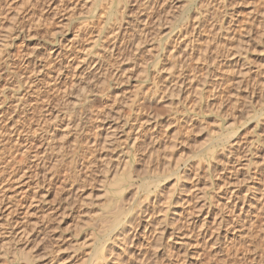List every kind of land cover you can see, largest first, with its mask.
Segmentation results:
<instances>
[{
	"label": "bare ground",
	"instance_id": "1",
	"mask_svg": "<svg viewBox=\"0 0 264 264\" xmlns=\"http://www.w3.org/2000/svg\"><path fill=\"white\" fill-rule=\"evenodd\" d=\"M37 1L38 0H36V2ZM50 1H55V0H50ZM59 1H60V5H63L64 7V3H63L64 0H59ZM129 1L130 0H111L109 3L110 5L116 4L117 9H118V6L120 7L121 5L126 4ZM172 1L173 0H166V1L165 0H134L132 1L133 5L129 2L130 5L135 7L134 11L136 9L140 10L138 11L139 15L137 17L133 15L135 20H133L134 24L132 23L133 24L132 26L135 25L136 28L138 29L137 30L138 32L136 31V28L134 29L135 30L134 31L135 33L133 32L134 35L133 34L129 35L128 33L129 27L131 26V24L130 26H127L129 24V22H127V19H126L127 10L125 11L124 9L121 12H119L121 7L123 9V6H121L120 9L115 14H113L114 17L118 19L119 23L115 27H114L115 24L113 25L114 29L108 31L107 33V36H108V38L106 37L107 41L102 45V48L100 50L95 51L96 49L94 48L95 52L92 51L93 54H91L90 52H87V50L85 51L84 50L85 48L84 49L82 48L83 45L80 46L81 44L78 42V39H80L79 38L80 34H77L71 39L72 41H69L68 45L66 46L64 45L65 47H63L62 50L58 51V53H56L57 51L54 53L48 52L49 55H52V57H49V56L47 57L48 61H43V62L34 61L33 59H30L27 57L23 63L24 71L31 73V74L29 73V76L26 78L25 83L23 82L27 90L26 92L23 90L25 93L23 95L20 94L21 96H18L17 98H15V100H13L14 102L12 105L14 107L12 108L15 109V113H18L19 111L18 109L21 107L23 114L26 115L25 118L22 119L23 120L21 122L22 125H19L20 120L18 118L17 120L13 118L16 121L14 120L12 121L11 119H6V118H10L8 114V110H10L9 108L6 107V110H3V112L0 111V143H1L0 153L2 155L7 154V157L9 160L8 162H5V161L4 162L8 164V169H10V173H12V175L15 174L16 177H18L19 174L21 173L24 174L31 167L37 170H42V169L45 170L46 165H48L49 170L44 175L43 179H47L46 176L48 175V179L45 181L47 182V185L49 186L53 184L56 185L60 181V178H58L59 177L58 175L61 174V166H63L60 164L61 163L64 164L62 161H59L63 157V154H62L63 153L62 147L64 146L63 140H58L57 143L52 142V137L55 133V130L57 131L62 130V133H65L66 136H68L72 132V134L74 135V139L76 140L78 138L77 137L78 134L80 133V132L78 133V127L82 120L79 117L81 115V114L79 115V111H80L79 109L82 106L80 108L78 106H80L82 102L89 101V103L88 102L87 103L90 104L88 109L90 111L89 115L91 116L90 119L92 121V124L90 125L91 127H89V129L93 130V132L92 131H88V132H91V134L93 135L90 134V136H88L87 145L90 146V148L88 149L90 151L92 150L91 152L97 151L100 155L104 153V159H100L99 162L97 160V163H96V161L94 160L92 156L91 157L89 156L90 158L87 156L85 160L84 159L81 160L79 164V170L81 171V173H84L85 175L92 174L94 176L95 181L99 179V177L97 176V173L101 174L102 176H101V179H99V181L101 182L100 183L101 188H104L105 190V191L102 190V193L105 192V194L104 193L101 194V197H103V200H104V201L101 200L103 203L102 204L100 203V206H99L101 208V212H99L96 215L94 214L95 216L90 217V221H89V222L94 221L97 224L96 225L97 229H95V232L97 231L98 234L102 235V237L100 238V240L97 241L98 242L97 246L95 244L96 247L93 249V251L91 253L89 252L90 254L89 253L84 254V256L86 255L85 256L86 259L84 258V260L82 261L83 264H190V263L192 264L193 261L196 263H200L201 261L199 260L200 258L198 259V257H201V256L197 255L196 259L193 261L192 259H190L185 240L182 242V245L177 246V239L180 238V241H181L184 238H186V235H188L187 232L192 233L195 231L196 228H198L195 234V237L199 241L202 242V246L200 248H203L202 250H212L213 253H216L217 255V252H215V250H217L218 248L217 251L221 253L219 247L220 248L222 246L225 247L230 242H227V244L225 245H222L221 243L235 238L234 231L232 229L228 230V227L231 226L230 228H235L233 227L234 224L238 225V223L240 224L242 222L243 225H247V227L251 230L253 227L256 228L258 220L261 217L263 218L262 220L263 222L261 223L262 224L261 230L264 231V155L263 156L258 155L261 150L256 147L254 148L252 147L255 144V142L253 145L252 143L249 144V145H252V146H249L247 144L248 141L246 143L244 142L246 140L243 141L241 138H239L241 139L239 141V139L237 138V135L235 139L232 138L230 140L232 133L235 131L236 132L238 131V129L236 130L235 127H234L235 130L233 132L231 131L232 129H229L230 132L232 133L226 131L230 133L231 136L228 135L227 133V135L223 134L224 135V138H223L222 137L223 135H221V138H223V141L225 139V135L230 141H227L229 142L228 145H225L227 147H225V149L223 147L221 152L219 153L221 157L220 162L218 161L220 159V158L218 159L219 155L215 154L216 151L209 152V150H207V152L218 156L216 157V159H218L217 161L219 162L218 164H215V165L213 164V166L210 163V165L212 166L210 167L211 172L213 171L212 173L214 174L213 177L211 176L212 179L214 178V180L210 181V185L212 189L214 187V190H216L214 193V197H216L218 200V203L216 204L217 206L214 208L215 211H212V209L206 207L207 205L205 206V204L203 203V205L197 209L198 210L197 213H199V215L204 216V217H202V219H197V218L191 217V213H189L190 209H187L186 210L187 214H185L186 216L183 215L184 217L182 218L184 220L183 222L184 226L181 225L182 227H180V226H177L175 223V220H173V217L176 215V213L172 211L174 214L171 218L166 215V212L168 210L165 209V207H167L168 205L171 206L170 205L171 197H169V200H166L168 202L165 203L163 201V203L165 204L162 205V207H159L158 198H157L158 196L156 195L157 197L153 198L152 201L149 199V196H148L146 200H144L145 202H142L143 204L141 203L142 206L139 209L135 210L132 214L125 216V214L128 213V212L126 213L124 209L125 208L124 206L125 194H128L130 192V188H134V187H131L133 179L136 178V175L138 176L137 172L139 173V171L142 170V167L141 168L138 167L141 170L137 169L136 164L138 162L135 165H133L131 162H128L127 160L124 163H122L124 157L122 158V160L118 159L119 162L114 161L116 163L114 166V164L112 165L113 161L110 163V160H113L114 158L113 159L111 158L110 160L108 158L106 159V156H107L106 153L108 154V152H110L114 154L113 152L116 153L118 151V153L122 154V150L123 149L126 150L127 146L130 143L137 152L138 148H144V147L149 148L147 146H149L150 144V148L147 153L145 152L147 149L145 151L143 149L139 151H142L143 154L145 155L148 154L151 158L153 156L156 157L161 146L164 145V143L166 144L167 142V141H164L162 144L163 140L158 138V135H157L158 120L156 121V118L158 116L160 117V112L163 111V107L165 110L166 108L167 110L169 109L168 111L171 113L176 106H179V108L176 109L178 110L176 113H178L179 110L181 109L180 113L182 115L184 113V117H185L186 116L185 114H187L188 112L198 113V112H201V110H203L204 112L206 109L204 110L202 109V107L205 104L204 106L205 108H207V105L209 104L208 98L212 97V95L214 96V100H222L225 97L230 99L231 96L233 98L235 96L234 93L238 90V89L236 90V88H239V86L242 83L241 79L243 78L245 79V77L248 75V73H250V71L247 73L245 70L247 68H244L245 66L243 67V65H246V64L239 65V61L234 60L233 58L230 60L229 55L231 54L230 56L233 57L234 54L231 52L233 50H234V53L237 52L236 51L237 49L235 50V48H239V47L242 49L240 50L239 48L238 53L240 54L243 51L245 53L246 48L244 46L245 44L244 35L242 37L240 33H242L241 29L248 28V24L251 25L249 20L252 19L253 21H255L256 19L259 21V24H260L259 27L255 26L257 23H254L255 25H253L256 28L264 27V13L261 14L260 11H258L260 15H257L258 12L255 11L257 13L255 14V12H253L254 14L253 13L252 14L254 16L253 15L252 17L249 16L250 17L249 20L248 18H246L247 21L249 22L247 23L246 21L245 24L242 25L241 28L239 26H236L237 28H240L239 30H241V32L239 31L237 32L238 29L235 28L237 20L233 18L232 14H231L232 17H229L228 14L225 12V14H227V16L229 17L228 19L229 21L226 24H224L223 22L222 23L220 22L221 17L219 16L222 13L221 9L224 8V5H225L224 3L220 4L221 2L220 0H181V4L179 5L180 8H178L177 5L172 4ZM227 1L228 0H226V2ZM196 2L199 3V8L197 9V11L193 10L195 12L191 13L192 15L191 16L189 15L190 17L187 15L188 14L187 13L186 15L189 18L183 17L187 19L186 24L183 26V28L180 29L176 34H174L176 30H174V32H171L174 35L171 36L170 34V38L168 39V41L164 40L166 43H164V41L162 42V44L164 43L165 45V49L163 47L162 48L165 51V54L167 53L166 54L167 57L162 53L164 51H162L161 54H163V56L166 58L159 62L158 59L155 57V54L160 48V42H161L162 36L166 35V33H163L164 31H162L160 28L163 29L164 25L169 26V23L173 21L174 19H176V17L178 16V13H182V11L185 12L186 10H188L190 6H192ZM51 4L53 5L54 3L52 2ZM84 4H85V1H84ZM227 5L228 7L230 6L228 3L226 4V8L228 9ZM61 7L62 6H60L59 8ZM158 7L159 8L161 7L163 9L162 13H164V17H163L164 20L171 19V20H168V22L166 21L168 24L163 22V24L164 23L165 24L162 27L160 26L162 22H160V19L158 18H160L163 15H161L162 14L161 13L160 14L161 16H160L159 13L157 12ZM57 9L58 8H55V11H57ZM127 9H128V6H127ZM132 11L133 10H131V12ZM131 12H130V15H131ZM56 13L57 12H55L54 14ZM109 13H111V11ZM87 14H88V11H87ZM227 16L225 18H227ZM129 18L131 19V17ZM125 22H127L128 24ZM159 22H160V25H158ZM94 23L92 25H94ZM141 23H143V25L140 27ZM151 23L153 24V26L149 28L150 30L149 31L148 27ZM97 24L99 25V23H96L94 25L95 29H96ZM27 25L25 26L27 27ZM89 26L91 27V25ZM13 27L14 26L10 24V26H8V29H7L6 27H2L1 25L0 29L2 32L5 29H7V31L2 36L3 38L0 44L1 47L3 46L4 48L6 46H10L8 43V40L10 42V40H12L13 35L17 34L16 30H18V29H14ZM21 27H22V24H21ZM83 27H82V31H83ZM23 28L24 26L22 27V29ZM87 28L89 27H86V29ZM19 30L21 29L19 28ZM250 30L252 29L250 28L249 31ZM260 30L261 29H259V31ZM261 33L259 32V34ZM94 35L92 34L91 36L95 37L96 35L95 36ZM100 37H103V36H100ZM259 37L260 36H258V38ZM91 39L92 38L90 37V41ZM149 42H150V45H149ZM92 44L93 43H90V44L88 43L87 46L89 45L93 46ZM235 44L237 46H235ZM246 45L249 46L248 39H247ZM87 46H84V47L88 48ZM91 46H90V49L92 48ZM147 47H151V49L154 50V53L152 52L153 50L149 51L151 50L149 48V50L147 51L148 52L147 55L143 56L146 53ZM223 50L226 51L225 53H227L226 56L229 57L228 58L229 60L227 61L224 59L225 61L222 62L221 64L220 63L215 64V61H216L215 58L219 57L220 52ZM212 51H215V52L212 54ZM225 53L223 54L225 55ZM54 54H56L54 57L55 59L53 58ZM60 55L62 57V60L58 59L60 58ZM56 59L57 61H55ZM63 59H65L64 62H63ZM194 61L195 63H193ZM213 63L218 66L223 65L225 67V70L222 71L221 73L218 72V70L215 69V66L213 67ZM73 65H75L74 72L72 73L71 76H69L70 77L69 79L66 77L68 76V74H65L64 72L65 70H63V66H66L68 68H71V67L73 68ZM148 65H152L150 68L153 67V69H151L152 74L151 75L149 74L152 77L151 80H152L153 85L151 87L149 86L148 88L147 86H145L146 87L145 88L143 87L144 84L141 83L143 86H140L141 84L137 85L138 83L136 84V82L134 83L133 81L142 76L144 78L147 76ZM208 67L213 68L214 70L210 72ZM203 71H204V74H203ZM255 72L257 73V71ZM255 75L256 74H254V76ZM257 75L260 76L259 74ZM235 80L237 81L234 82ZM247 80L243 82H248ZM68 83L71 84V86L69 88H66L69 85ZM131 84H132V88H131L132 90L127 89ZM243 84L245 83H242V85ZM260 84L262 86H260L258 83L260 87L264 88V82L263 84L260 82ZM243 87H247V86H243ZM258 87H256L257 91H259ZM19 89L22 90V88H19ZM16 91H15V94L17 93L18 95V92ZM244 91H246V88ZM97 94H106V97L105 99L101 100V105H104V108L94 113L93 111H91L94 108V103H95L93 102L92 99L97 100L95 99L97 98L96 97ZM252 95H254V93H252ZM236 96L232 100L233 101L232 108H230L232 110L231 113L234 116H232V114H228V115H231V118H232L231 121H233V123L231 121L230 122L232 124H235L234 122L235 121L237 122V118L242 115L241 113L242 111L240 112V110L238 109L239 101L237 99L238 97ZM263 96L261 95L260 99ZM246 97L248 96L246 95ZM240 99L244 100L245 98L242 97ZM246 101H248V99L243 101V103H246ZM55 102L57 104L61 103L63 109L61 110L56 109ZM222 103H223L222 101H219L218 103L219 105L217 104L219 107L215 105L216 107H218L217 109L214 107L217 111H214L213 110L214 108L210 109V111L213 110V112H216L217 115L221 114L222 106L226 105V104L222 105ZM10 104H12V102ZM52 104L54 105L52 106ZM174 104H176L175 107H174ZM0 106H3V105H0ZM209 106L212 107V105H209ZM245 106L247 105H244V107ZM224 107L226 108H223V110L227 109V106H224ZM237 109H238V112L241 113V114L238 113L239 116L234 114V113L237 114V112L235 111ZM242 109L244 108H241V110ZM250 109L252 108L250 107ZM16 110L18 111L16 112ZM62 110H64V112H62ZM244 110H243V113H246ZM229 111L230 110H228V112ZM70 112H73V115H70L67 118ZM223 112H224L223 114L225 115V111ZM228 112L226 111V113ZM223 114H221V116ZM14 115H11V117ZM18 115L19 117H21L20 115L22 114H18ZM18 115H15V116L18 117ZM187 118L189 119L188 115L187 117H185L186 119L185 121H187ZM240 120L241 119H239V121ZM174 121L177 122L176 120ZM190 121L189 123L187 122L189 124L187 126V129L190 128L191 126H195L196 124H200L199 122H196V121H195L196 123L194 122V124L192 123L193 122L192 121L191 122L192 124H191ZM16 122H18V124H16ZM24 122H26L27 128L25 127L23 128ZM225 122L227 123V120ZM216 124L217 123H215V125ZM261 124H263V122H261ZM17 125H19V127ZM178 125L176 124V126ZM181 126H185V125H181ZM258 127L261 128L262 126L259 125ZM87 129L88 128L86 127L85 130ZM262 131L261 133H264V128H262ZM217 132H218V129H217ZM36 133L40 134V137H39L40 139H38L39 141L36 140V138H38L36 137ZM85 133L87 132L85 131ZM217 134H215L216 135L215 137H217ZM257 135L259 134L257 133ZM23 136L24 138L25 137L26 138L22 140ZM179 136L182 140L181 142H180V138H175V140L170 143L172 146L171 155L169 154L170 156L177 153V150H179L178 147L181 146L183 142V136L181 135ZM219 137L220 136H218L217 138ZM262 139L263 138H261L260 140ZM218 140L219 141L217 142H220V138ZM59 141L61 142V144ZM148 141L150 142L149 144L147 143ZM241 141H243L244 143L243 142L241 143ZM87 145L85 144V146ZM18 146L21 148H19ZM12 147H14L15 153L13 151H10ZM212 147L213 146L207 149H214ZM250 147L253 148L251 149L254 152V158L245 160L243 157L242 159L241 155L246 154L247 152H250ZM56 148L58 151H60L59 157L57 156L58 152H56V155L54 154ZM88 149H84V150L87 151ZM135 150L133 149L132 152H134ZM128 151L129 149L127 150V152ZM95 152L94 154H98ZM49 153L50 155H48ZM87 154H89V152ZM16 155L20 156V159L17 161H16L17 157L15 158ZM83 155H85V153ZM89 155H91V153ZM118 155L120 156V154ZM118 155H117V158H119ZM180 155H183V154H180ZM248 155L250 154L248 153ZM109 156H111V154ZM133 156L135 158V155H132V157ZM102 157L103 156H101V158ZM182 157L183 156H181V158ZM211 157L212 156H210V158ZM151 158L149 161H151ZM241 159L242 161H244V163L242 164L243 166L241 165ZM48 160H49V163L46 164V161ZM169 160L170 158L167 160L168 163H169ZM136 161L140 162V160H136ZM144 161L145 160H143V162ZM162 161L165 162V160H162ZM70 163L71 162H69V164ZM72 163H71V166H72L71 168H73L72 171L74 173V169L77 167H75L74 161H72ZM146 163H148L146 167H148L149 164H151L148 161ZM245 163H246V166H245ZM120 164L122 165L120 166ZM142 164L143 163H141L140 166ZM207 164L209 165V163ZM143 166L145 167V165ZM174 166H176V164ZM174 166L172 167V169L175 168ZM236 166H240V168L236 169ZM252 166L254 168V172L260 177V179H258L259 184H257V187L261 188L262 192H259L260 193L259 196L253 193V191L252 192L249 191L250 189H252L253 187L255 188L256 186L252 185V188L251 187L249 188L248 185L245 183L246 178L249 177L248 172H251V170L248 171V169H250V167ZM146 167L145 169L144 168L143 169L147 171L148 168ZM168 167L170 170V166ZM191 167L181 170L182 171L181 177L183 179L185 177L191 178V176L196 179L197 176L200 174L197 165L195 166L197 169L195 171H194V168L192 169ZM200 167H201V164H200ZM202 168H203V165H202ZM100 169L101 171H99ZM206 169H208V167ZM167 171L168 170H165V173H167ZM170 171L168 172L170 173ZM148 172H151V171H147V173ZM207 172L211 173L210 171H207ZM212 173L210 175H212ZM63 174L64 173H62V175ZM99 181H96V182L99 183ZM246 182L248 181L246 180ZM70 188H69L70 190H68V193H71L72 191H74L72 187ZM255 189H258V188H255ZM103 195H105V199ZM75 196L77 195L75 194ZM69 197H72V195H70ZM77 199L75 200V198H73V200L78 202L80 198L78 200ZM165 199H167V197ZM176 199H177L176 202L178 203L179 198H176ZM5 201H6L5 198L0 199V213H2L0 215V219H3L4 217L3 214L6 213V210H3L1 212L2 209H5V204H4ZM26 201L28 203V200ZM68 201H65V202H68ZM128 201L129 200H127V202ZM14 203H18V202H14ZM70 203L71 202H68V204H62L61 206L57 205L56 209H54V207L51 208L50 212L47 214L46 221H44V217L42 216V214H40L39 216L36 215L40 210H42V207H40V205L36 204L38 206L35 205V207L32 206L33 205L32 203H29L28 205L25 204V207H22L20 205L22 208H26L25 215H26L27 220H26V223H20L14 226L12 224L13 221L11 218V215H12L11 209L16 207V204H11V206L8 208L10 209L11 213H7V219H8L7 225L9 226V229H8L9 231L6 233V236L1 233L3 237L0 238V264H78V261L77 262L75 261L76 259L75 254L72 253V256H68V257L64 256L63 253H61L60 251V248L62 245L60 244L59 246V243L56 242L55 237H53L52 235H48L49 225H48L47 220L52 215H54L55 212L59 210L63 212L68 211V207L69 206L71 207V205H69ZM191 203L192 202L189 201V204H187L186 206L190 207ZM79 205L80 207H82L81 204ZM196 205L199 206V202H197ZM48 209H46L45 211H47ZM73 209H76V208H72V210ZM29 211H32V213H29ZM180 212L181 213L178 212L179 215L177 216H181L183 214L182 211ZM28 218H32V220H29ZM233 218L235 219L232 220ZM3 226L4 224H0V227H3ZM117 226H119V229L112 232L111 230ZM249 229H247V231ZM176 230H178L179 232L178 234H176ZM261 230L260 232H262ZM229 234H231V237L229 236ZM248 234L250 235V233ZM90 237L92 239L96 238V236L93 233L90 235ZM249 237H251V235ZM236 239H238V241H234ZM96 240H93V241H96ZM234 240L233 242H231V244L234 242H241L242 245L246 246V248L248 247V252H250L249 245L252 242H249L248 244L246 240V244H245V242H243L244 241L243 238L242 240L239 241V236H237ZM90 244H91L90 242L89 243L87 242L86 244L87 247ZM250 248H252L253 250V245ZM243 252H245V254L248 253L246 251H243ZM253 253L254 252H251L252 254L251 256H254ZM63 257H66V258L63 259ZM85 260L87 263H84Z\"/></svg>",
	"mask_w": 264,
	"mask_h": 264
},
{
	"label": "rangeland",
	"instance_id": "2",
	"mask_svg": "<svg viewBox=\"0 0 264 264\" xmlns=\"http://www.w3.org/2000/svg\"><path fill=\"white\" fill-rule=\"evenodd\" d=\"M80 1H82V2H80ZM84 1H85L86 5L84 4ZM84 1L83 0H64V2H63L64 7H63V5H60L59 0H55V1H50V0H40L39 1L38 0L37 2H36V0H0V20H1L0 21V27L2 25V27H6L8 29V26H10V24H12L14 26L13 27L14 29H18V30H16L17 34L13 35L12 40H10V42L8 40V43L10 46H6L4 48H3V46L2 47L0 46V102H1L0 105H3V106H0V108H1L0 111L3 112V110H6V107L10 109V110H8V114H9L10 118H6V119H11L13 121L14 120L13 118H15L16 120L18 118L20 120V121L18 120L20 123L19 125H22V123H21L23 121L22 119H24L26 116L25 114H23L21 107L18 109L19 111L16 110V112L18 111V113H15V109H13L14 107L12 105L14 102L13 100H15V98H17L18 96L23 95L27 90V88L23 84V82L25 83L26 78L29 76V73H30V72L28 73V72L24 71L23 63L27 57L30 59H33L34 61H42V62L48 61L47 57L48 56L52 57V55H49L48 52L54 53L57 51L56 53H58V51L62 50L63 47L68 45L69 41H72L71 39L74 36H76L77 34H80V36L78 35L80 38V39H78V42L81 44L80 46L83 45L82 48L83 49L85 48L84 49L85 51L87 50V52H90L91 54H93L92 51L95 52V51L100 50L102 48V45L107 41L108 31L113 30L114 27L119 23L118 19H116V17H114L113 14H115L120 9L121 6H123V9L121 7L119 12H121L122 10L125 9V11L127 10L126 12L128 13V14L126 13V15H127L126 19H127V22H129V24L127 22H125V23L128 24L127 26H130V24H131L130 27L133 28L132 29L129 27V31H128L129 35H132L133 32L135 31L134 29L136 28V26L135 25L132 26L134 24L133 20H135L133 15H135L137 17L139 15L138 11H140V10L136 9L134 11L135 7L132 6L133 5L132 1H134V0L129 1L132 5H130V3L127 2L126 4H123L120 7L118 6V9H117L116 4L110 5L109 2L111 0H84ZM220 1H221L220 4H223V3L225 4L224 8L221 9L222 13L219 16V17H221V20L219 18L220 22L221 23L223 22L224 24H226L229 21L228 20L229 17H232V15H233V18H235L237 20L236 25H235V28L238 29L237 32L238 31L241 32V30H242V33H240V34L242 35V37L244 35V42H245L244 46L246 48V51H245V53H244V51L243 52L240 51L242 53L239 54L238 49L240 47L235 48V46H237L235 44L234 48H235V50L237 49L236 50L237 52H235L236 54L234 53V50H233L231 53H233L234 56L231 57L230 56L231 54H230L229 55L230 58H229L226 56L227 55V53H225L226 51L223 50L224 52L223 51H221V52L225 53V55L220 52L219 57L215 58L216 59L215 64L216 63L221 64L225 60L228 61L229 59L231 60L232 58L234 60H238L239 65L240 64L241 65L246 64V65H243V67L245 66L244 68L248 69V71H247V69H245L247 73L250 71V73H248V75H247L248 77L249 76L250 77L248 78L246 76L247 78L245 77V79L244 78L241 79L242 83H245V84L242 85V83H241L239 88H236V90L238 89L239 92L237 90L234 93L235 96L237 95L236 97H238L237 99L239 101V104H238L239 108L238 107L237 108L240 110V112L242 111L241 112L242 115L243 114H245V115L239 116L238 115V113H239L238 109L235 110L237 112V114L234 112L233 113L239 117L237 118V122L235 121L234 123L237 124L239 119H241L240 120L241 122L239 121V123L237 125L232 124L233 121H231L232 120L231 115H228V114H232L231 113L232 110L230 108H232V102H233L232 100L234 99L235 96L233 98L231 96L230 99L225 97L222 100H214V96L212 95V97L208 98V103H209L207 105L208 109L205 108V106H204L205 104H204L202 107V109H204V110L206 109L204 112H203V110H201V112H198L199 114L197 112L196 113H189L188 112L187 114H185L186 115L185 117H187V115L189 116V119L187 118V121H185L186 119L184 117V113H183V115L180 113L181 109L179 110L178 113H176L178 111L176 109L179 108V106H176V104H174V107L176 106L174 108L175 111L173 110L171 112V113L174 112L173 114H171L168 111L169 109L167 110V108H166V110L168 111L167 112L163 107V111L160 112V117L158 116L159 119H158V117L156 118V121L158 120V122H157L158 123L157 135H158V138L163 140L162 144L164 141H167V142H166V144L164 143V145L161 146L159 152L157 153L158 156L156 155V157L153 156L151 158L148 154L145 155V154H143L142 151H139L141 149H143L144 151L147 149L145 151L147 153L149 148H150V144H149L150 142L149 141L147 142L149 144V146H147L148 144L146 145L149 148H146V147H144L145 149L144 148H138L137 152H136L135 148H133L131 143H130L127 146L126 150H124V149H123L124 151L122 150V154L125 156H123L121 153H118V151L116 153L113 152L114 154H112L110 152H108V154L106 153V155L108 156V157L106 156V159L108 158L110 160L111 158L112 159L114 158L113 160H110V163L113 161L112 165L114 164V166L116 164L115 162H119L118 159L122 160L123 157L124 158H123L122 163H124L127 160L128 162H131L133 165H135L138 162L136 164L137 169H140L142 167V170H144L146 165L148 164L146 162L148 161L151 163V164H149L148 167H146L149 169V170L147 169V171H151V172L147 173L146 170H144L145 172L142 171L141 169H140L141 171L138 170L139 171V173L137 172L138 176L136 175V178L137 177L138 178L133 179V182L131 185V187H134V188H130V192L128 194H125V204H124L125 208L124 209H125L126 213L128 212L127 214H125V216H128L129 214H132L135 210L139 209L142 206L141 203L145 202L144 200H146V198L148 196H149V199L151 201L153 200V198H156L158 196L157 198H158V206L159 207H162V205H164L166 202H168L166 200H169V197H171V199H170L171 200V203H170L171 206H169L167 204L168 206L165 207V209H167L169 211V212L167 211L168 214L166 212V215L171 218L173 216V214L176 213V215L173 217V220H175V223L177 226H180V227L184 226V224H183L184 220L182 218L184 216H186L185 214H187V212H186L187 209H190L189 213H191V217L197 218V219H202V217H204V216L199 215V213H197L198 212L197 209L200 206H202L204 203L205 206L207 205L206 207L212 209V211H215L214 208L217 206L216 204L218 203L217 198L214 197V193L216 190H214V187L212 189V187L210 185V181L214 180V178L212 179L214 174L212 173L213 171L211 172L210 167H212L213 164L215 165V164H218L220 162L221 157H220L219 153L221 152L223 147H224V149H225V147H227V146H225V145H228V143H229L227 141H230L232 138L235 139L236 135H237L238 139L241 138L243 141L246 140V141H244L246 143L248 141V143H247L248 145L251 143L253 145L255 142V144L253 146L252 145H249V146H252L253 148L254 147L259 148L261 151L259 152L258 155H260V156L264 155V154H262V153H264L263 152V150H264V146H263L264 145L263 144L264 143V141H263L264 133H261L262 128H264V96H263L264 95V88L260 87V86H262L260 84V82L262 84L264 82L263 81L264 80V76H263L264 75V30H263L264 27L263 28H256L255 26L259 27V25H260L259 21L256 19H255V21H253L251 19L253 22L251 20H249V18H250L249 16L252 17V15L254 14L253 12H255V11H257V12L260 11L261 14L264 13L263 12L264 11V0H234V1L228 0L229 2L228 1L226 2V0H224V2H223V0H220ZM52 2L54 3L53 5L51 4ZM128 3H129V5H128ZM227 3L230 6V7H228V5H227L228 9L226 8ZM83 4H84V6H83ZM172 4H175V5H177L178 8H180L179 5L181 4V0H175V2L173 0ZM126 5L128 6V9H127ZM60 6H62V7L59 8ZM221 6H223V5H221ZM55 8H58L57 11H55ZM64 8H66V9H64ZM94 8H95V10H94ZM198 8H199V3L196 2L195 4L190 6L188 8V10H186L185 12L182 11V13H178V16L176 17V19L171 21L172 23L170 22L169 26H166L164 24L165 23L168 24L167 23L168 20H171V19L164 20L163 19L164 13H162L163 9L161 7L157 8V10H158L157 12L159 13V15L161 13H162L161 15H163V16L160 15L162 18L158 15L160 17L158 19H160V22H162L161 25H160V22L158 25H160L161 27L164 25L163 29L162 28H160V29L162 31H164L163 33H166V35L162 36V39L160 42V48L157 51V53L155 54V57L158 59L159 62L167 57V55H166L167 53L165 54V51L163 50V48L165 49L164 43H166L165 41H168V39L170 38V34L172 36V35L176 34L180 29H182L183 26L186 24L187 19H185V18H187L189 15L191 16L192 15L191 13H194L195 11H197ZM130 9L133 10L134 12L133 11L131 12ZM226 9H227V11H226ZM193 10H195V11H193ZM87 11H88V14H87ZM110 11H111V13H109ZM55 12H57V13L54 14ZM130 12H131L132 16L130 15ZM225 12L228 14L229 17L227 16V14H225ZM257 12H255V14ZM260 13L258 12L257 15H260ZM226 16H227V18H225ZM129 17H131V19ZM183 17H185V18H183ZM102 18H103V20H102ZM246 18H248L251 25L248 24V28H243V29L239 30L242 27V25H244L245 22L247 21ZM93 20L95 21V23ZM249 21H247V23ZM20 22L22 24V27L24 26L23 29L21 27ZM163 22H165V23L163 24ZM242 22H244V23H242ZM93 23H94V25L96 23H99V25L98 24L96 25V29L94 28L95 26L92 25ZM254 23H257V24L255 25ZM24 24L25 25L28 24L27 27ZM107 24H109V25H107ZM17 25L18 26L20 25V26L18 27ZM89 25H91V27ZM113 25H114V27H113ZM142 25H143V23H141L140 27ZM253 25H255V26H253ZM83 26H85V27H83ZM92 26H93V28H92ZM151 26H153L152 23L149 25L148 30ZM180 26H182V27H180ZM236 26H239L240 28H237ZM82 27H83V31H82ZM86 27H89V28L86 29ZM260 27H262V26H260ZM19 28L21 30H19ZM250 28L252 29V30H250L252 32L249 31ZM7 29H5L3 32L0 29V33L2 32L0 34V44H1V40L3 38L2 36L7 31ZM259 29H261V30L259 31ZM137 30L138 29L136 28V31ZM174 30H176V31L174 32ZM246 31H247V33H246ZM248 31H249V33H248ZM171 32H174V34ZM259 32L260 33L262 32L261 33L262 35L259 34ZM88 33H89V35L95 34L96 36L95 35L94 36L96 38L91 36V35L89 36ZM100 36H103V37H100ZM258 36H260V37L262 36V37L258 38ZM90 37L94 40L91 39V41H90ZM250 37H251V39H250ZM247 39H248L249 46L246 45ZM250 40H252V41H250ZM163 41H164V43L162 44ZM88 43L89 44L93 43L92 44L93 46H91V45L87 46ZM149 45H150V42H149ZM84 46H87L88 48H86ZM90 46L92 47L91 49H90ZM147 48H146V53L143 56L147 55V53H148L147 51L149 50V48L151 49V47H147ZM241 49L242 48H240V50ZM152 50L153 49H151L149 51H152ZM162 51H164V52H162ZM152 52L154 53V50ZM161 52L166 57H164L163 54H161ZM214 52L215 51H212V54ZM132 53H134V52H132ZM55 55L56 54L53 55V58L55 57ZM224 56H226L227 59ZM159 57H161L162 59ZM247 58H248V60H247ZM58 59L62 60L61 55H60V58H58ZM55 61H57V59ZM64 61H65V59H63V62ZM240 61L241 62L243 61L244 63L243 62L241 63ZM193 63H195V61ZM215 64L213 63V67L215 66V69L218 70V72L221 73L222 71L225 70V67L223 65L218 66ZM74 66L75 65H73V68L72 67L68 68L66 66H63V70H65L64 71L65 74H68V76H66V77L69 79H70L69 76H71L72 73L74 72ZM151 66L152 65H148L147 76L145 78L143 76H142L143 78L142 77H140L138 79L134 78L135 80L133 82L134 83L136 82V84L138 83L137 85L142 83V84H144V86L142 84L140 86H143V87H145V86H147V88L149 86L151 87L153 85L152 80H151L152 77L150 76L152 74L151 69H153V67L150 68ZM208 68H209L210 72L212 70H214L213 68H210V67H208ZM259 69H260V71H259ZM255 71H257V73ZM203 74H204V71H203ZM254 74H256V75L254 76ZM257 74H259L260 76L263 74L261 76L263 78H261ZM139 79L140 80L142 79V80L140 81ZM19 80H21V81H19ZM237 80H235L234 82H236ZM245 80H247L248 82H243ZM256 83H257V85H256ZM258 83L260 86L258 85ZM234 84H236V83H234ZM18 85L21 87H19ZM133 85H135V84H133ZM70 86H71V84H69L66 88H69ZM243 86H247V87H243ZM256 87H258L259 91H257ZM13 88H14V90H13ZM19 88H22V90H20ZM131 88H132V84L127 89L132 90ZM243 88H244V90L246 88V91H244ZM252 90H253V92H252ZM15 91L18 92V95H17V93L15 94ZM241 91H243V92H241ZM245 93L248 97H246ZM248 93H249V95H248ZM252 93H254L255 96L252 95ZM242 95H244V96H242ZM261 95L263 97H261V99H260ZM96 97L97 98H95V99H97V100L92 99L93 102H95V103H94V108L91 111H93L94 113H96V112H98L104 108V105H101V100L105 99L106 94H97ZM242 97H244L245 99L244 100L240 99ZM246 98L248 99V101H246V103L249 102L247 104L243 103V101L247 100ZM249 99H250V101H249ZM227 100H229V101H227ZM219 101L223 102L222 105L226 104L224 106H227V109L230 110L229 112L227 109L223 110V108H226V107L221 105L222 106V113L221 114H223L224 113L223 111H225V115L223 114L221 116V114H219L221 117L219 115H217L216 112H213V110L217 111L216 109L219 107L218 106ZM11 102H12V104H10ZM85 102H82L80 104V106H78L79 108L82 106L80 109L79 108L78 109L80 110L79 115L81 114L79 117L82 119L81 122L83 123L82 124L80 122V124H79L78 133L80 132L81 134L80 133L78 134V136H77L78 138L75 140L72 132L68 136H66L65 133H62V130H58V131L55 130V133L52 137L53 143H57L58 140H63V142H64L63 143L64 146L62 147L63 148V153H62L63 157L59 161H62L65 165L67 164L66 166L62 163L60 164L63 166H61V174L58 175L59 176L58 178H60V181L56 185L55 184L49 185V186L47 185V182L45 180L48 179V175L46 176L47 179H43L44 175L49 170L48 165H46L45 170L44 169L37 170V169L31 167L24 174L21 173V174H19L18 177H16L15 174L12 175V173H10V169H8V164L5 163V162H8V160H9L7 157V154L2 155L0 153V199L5 198V200H6L4 203L5 209L1 210V212L3 210H6V213L3 214V216H4L3 219H0V224H4L3 227H0L1 228L0 229V238L3 237L1 235V233L6 236V233L9 231L8 230L9 226L7 225V220H8L7 219V213H11L10 209H8L11 206V204H16V207L11 209L12 210L11 218L13 221L12 224L14 226L16 224L26 223V220H27L26 215H25L26 208H22V207H25V204L28 205L29 203H32L33 204L32 206H34V207L36 204L40 205V207H42V210H40L36 215L39 216L40 214H42V216L44 217V221H46L47 214L50 212L51 208L54 207V209H56L57 205L61 206L62 204H68V202H71L69 205H71L72 208H76V209H73L74 211L69 206L70 208L68 207V211L63 212V211L59 210V211L55 212V214L52 215L47 220L48 225H49L48 235H52L53 237H55L56 242L59 243V246H60V244L62 245L60 248V251H61V253H63L64 256L68 257V256H72V253L75 254V257H76L75 261L76 262L78 261V264H83L82 261L84 260V258L86 259V257H85L86 255L84 256V254H88L89 252L91 253L93 251V249L97 246V243H98L97 241L100 240V238L102 237V235L98 234L97 231L95 232V229H97V226H96L97 224L94 221H91V222H89V221H90V217H94L96 214L101 212V208L99 206H100V203L102 204L103 203L102 201H104L103 197H101V194H103V193L105 194V192L102 193V190L103 191H105V190H104V188H101V184H100L101 182L99 181V179H101V176H102L101 174L97 173V176L99 177V179L96 180V181H99V183H97L94 180V176L92 174H90L91 176L89 174L85 175L84 173H81V171L79 170V164H80L81 160H83V159L85 160L87 156L88 157L92 156L94 158V160L96 161V163H97V160L99 162L100 159H104V153H102L100 155L97 151L96 152L94 151L95 153H98L99 154L98 155V154H94V152H91L92 150L90 151L88 149V148H90V146L87 145L88 136H90V134H91V132H88V131L93 132V130L89 129V127H91L90 125L92 124V121L90 119L91 116L89 115L90 111L88 109L90 104H88L89 101H87L88 103L86 102V104H85ZM8 104L11 106H9ZM82 104H84V105H82ZM243 104L247 105V106H245L247 108H245ZM53 105L54 104H52V106ZM55 105H56V109H58V110L63 109L61 103L57 104L55 102ZM209 105H212V107ZM215 105H217L218 107H216ZM83 106H84V108L86 106L87 107L84 109ZM249 106L252 109H250ZM241 108H244L246 110H244V109L241 110ZM86 109H87V111H86ZM210 109H213V110L210 111ZM243 110L246 113H243ZM12 111H13V113H12ZM226 111L228 113H226ZM62 112H64V110H62ZM14 113H15V115H18V114H22V115H20L21 117H19V115L17 117L14 115ZM241 113H239V114H241ZM11 115H14V116L11 117ZM70 115H73V112H70L68 114L67 118ZM88 115H89V117H88ZM179 116L180 117L182 116L181 117L182 119ZM190 116H192L193 118ZM232 116H234V115L232 114ZM172 117H174V118H172ZM16 120H14V121H16ZM174 120H176L177 122H175ZM188 120L189 121L191 120L190 123L193 121L192 123L194 124V122L196 121V122H199L200 124H196L195 126H191L190 128L187 129V126L189 125ZM226 120H227V123L225 122ZM261 122H263V124H261ZM215 123H217L216 125L218 128L216 127ZM225 123H226V125H225ZM16 124H18V122H16ZM25 124H26V122H24L23 128L24 127L27 128L26 127L27 124L26 125ZM176 124L177 125L179 124V125L176 126ZM258 124L262 127L261 128L258 127L259 126ZM19 125H17V126L19 127ZM181 125H185V126H181ZM229 125H231V126H229ZM86 127L88 128L87 130H85ZM178 127L179 128L181 127L180 128L181 131L179 130ZM215 127H216V129H215ZM234 127L236 130L238 129L237 132L236 131L233 132L235 130ZM80 129L82 130V132ZM217 129H218V132H217ZM229 129H232L231 131L233 133L230 132ZM175 130H176V132H175ZM85 131L87 133H85ZM179 131L181 134L179 133ZM226 131L232 133V136L230 133H228ZM227 133H228V135L231 136V137L229 136L230 140H228V138L226 136ZM257 133L259 135H257ZM85 134H86V136H85ZM211 134H212V136H211ZM215 134H217V137L220 136L219 138H220V142L222 141L221 143L217 142V141H219L218 140L219 138L215 137L216 136ZM223 134H226L224 141H223V138H224ZM239 134H241V135H239ZM91 135H93V134H91ZM179 135L183 136V142H182L181 146L178 147L179 150H177V153L170 156L171 150H172V146L170 143L173 142L175 140V138H180ZM221 135H223L222 136L223 138H221ZM25 136H26V134H25ZM79 136H80V138H79ZM251 136L254 138H252ZM36 137H38V138H36V140L39 141L38 139H40L39 138L40 134L36 133ZM25 138L23 136L22 140ZM247 138L249 140L251 138L252 139L249 141ZM261 138H263V139L260 140ZM214 139H215V141H214ZM241 139H239V141ZM254 140H256V141H254ZM181 141L182 140L180 138V142ZM243 141H241V143ZM222 143L224 144V146ZM60 144H61V142H60ZM85 144L87 146H85ZM255 145H257L258 147ZM211 146H213L212 148H214V149H207V148H211ZM252 147H250V152H247L246 154L241 155L242 159H243V157L245 160L250 159V158H252V159L254 158V152L252 150L253 149ZM19 148H21V147H19ZM84 149H88V150L86 151ZM128 149H129V151L127 152ZM133 149L135 150L134 152H132ZM218 149H220V150H218ZM207 150H209V152L210 151L211 152L216 151L215 154L219 155V157L216 156L215 154H211V153L207 152ZM251 150H252V152H251ZM10 151H13L15 153L14 147H12ZM217 151H218V153H217ZM56 152H58L57 156L59 157L60 151H58L57 148L54 152L55 155H56ZM88 152H89V154L91 153V155L87 154ZM126 152L129 154H127ZM72 153H74V154H72ZM84 153L86 156L83 155ZM109 153L111 154L112 157L109 156L110 155ZM248 153L250 155H248ZM251 153L253 154V156ZM118 154H120V156ZM141 154L143 157L141 156ZM180 154H183V155H180ZM48 155H50V153ZM117 155L119 158H117ZM132 155H135V158H134V156L132 157ZM204 155H206V156H204ZM213 155H215V156H213ZM101 156H103V157L101 158ZM146 156H148V157H146ZM181 156H183L182 157L183 159L181 158ZM210 156H212L216 161L212 157L210 158ZM96 157H97V159H96ZM168 157L170 158L169 163L167 161L169 159ZM216 157H218V159L219 158L220 159L218 160V159H216ZM1 158H3L4 160ZM15 158L17 161L20 159V156L16 155ZM150 158H151V161H149ZM146 159H147V161H146ZM161 159L165 160V162L162 161ZM242 159H241V165L244 163V161H242ZM136 160H140V162L136 161ZM143 160H145L144 161L145 163L143 162ZM210 160L213 162H211ZM72 161L75 162V167H77L74 169V173L72 171L73 168H71L72 167L71 166ZM207 161H209V162H207ZM69 162H71V163L69 164ZM191 162H193V163H191ZM196 162H197V164H196ZM47 163H49V160L46 161V164ZM141 163H143V164L140 166ZM207 163H209V165ZM210 163L212 166L210 165ZM6 164H7V166H6ZM175 164H176V166H174ZM200 164H201V167H200ZM121 165L122 164H120V166ZM143 165H145V167ZM196 165H197L199 173H200L196 178L197 180L192 176H191V178L185 177L184 179L181 177V174H182L181 170H183L185 168H190L191 166H193L191 168L192 169L194 168V171H195V170H197L195 167ZM202 165H203V168H202ZM168 166H170L171 171L169 170ZM173 166L175 167V168H173L174 170L172 169ZM240 166H236V169L240 168ZM245 166H246V163H245ZM138 167H140V168H138ZM178 167H179V169H178ZM207 167H208V169H206ZM176 169H178V170H176ZM165 170L170 171V173L168 171H167V173H165ZM249 170H251V172H248L249 177H247L248 179L246 178V180L248 182H246V180H245V183L248 185L249 188L250 187L252 188V185L256 186L255 188H258V189H255L253 187L249 191H251V192L253 191V193H255L257 196H259L260 195L259 192H262L261 188L257 187V184H259L258 179H260V177L254 172L253 166L250 167V169H248V171ZM99 171H101V169ZM175 171H177V172H175ZM207 171H210L212 173V175H210L211 173H208ZM91 172H92V170H91ZM141 172H143V173H141ZM152 172L155 174H153ZM171 172H173V173H171ZM62 173H64L63 175H65V174L66 175L63 176ZM149 173H151L152 175ZM140 174H141V176H140ZM252 176H254V177H252ZM147 183L148 184L150 183V184L148 185ZM70 187H72V189L74 191H72L71 193H68V190L71 189ZM134 189H135V191H134ZM259 189H260V191H259ZM130 193H131V195H130ZM75 194L78 197L75 196ZM70 195H72V197H69ZM127 195H129V196H127ZM103 196L105 199V195H103ZM128 197H129V199H128ZM166 197H167V199H165ZM73 198H75V200L77 198L78 199L80 198L79 199L80 201L77 199L78 202H76L75 200H73ZM176 198H179L178 203L176 202V200H177ZM70 199H71V201H70ZM26 200H28V203ZM127 200H129V201L127 202ZM65 201H68V202H65ZM163 201L165 203H163ZM189 201H191L192 203L190 204V207H187L186 205L189 204ZM14 202H18V203H14ZM197 202H199V206L196 205ZM73 204H74V206H73ZM79 204H81L82 207H80ZM38 205H36V206H38ZM77 205H78V207H77ZM209 205H210V207H209ZM211 206H212V208H211ZM46 209H48V210L45 211ZM176 211H178L179 213H181L180 211H182L183 214L181 216H177L179 214ZM29 213H32V211H29ZM192 213H194V214H192ZM1 214L2 213H0V215ZM159 215H161V214H159ZM28 219L32 220V218H28ZM234 219L235 218H233L232 220H234ZM91 220H93V219H91ZM262 220H263V218L260 217V219L258 220V223L256 225V228L255 227L252 228L253 230L252 229L250 230L247 227V225H243L242 222H241L242 224L241 223L240 224L238 223V225L234 224L233 227H235V228H230L231 226L228 227V230L232 229L234 231L235 238L237 236H239V241L242 240V238H243L244 239L243 242H245V244H246V240H247L248 244H249V242H252L249 245L250 252H248V247L246 248V246L242 245L241 242H234L231 244V242H233V240L235 238L221 243L222 245H225V244H227V242H230L225 247L224 246H222L221 248L219 247L220 252L222 254L217 251L218 248H217V250L214 249L215 252H217V255H216V253H213L212 250H202L203 248H200L202 246V242L199 241L195 237V234H196L198 228H196L195 231L192 233L187 232L188 235H186V238H184L183 240L180 241V238H178L177 239V246L182 245V242L185 240L190 259H192V261H193L196 259L197 255L201 256V257H198V259L200 258L199 260L201 261L200 262L201 264H264V231L261 230L262 229L261 223L263 222ZM242 225H243V227H242ZM258 225H259V227H258ZM118 229H119V226L115 227L111 231L113 232V231H116ZM247 229H249L248 230L249 232L247 231ZM260 230L262 232H260ZM91 232L96 236L97 240H96V238L92 239L90 237V235L92 234ZM247 232L250 233L251 237H249L250 235ZM178 233H179L178 230H176V234H178ZM246 233H247L248 237H247ZM252 235H253V237H252ZM229 236L231 237V234H229ZM249 238H251V239H249ZM91 239H92V241H91ZM93 240H96V241H93ZM234 241H238V239H236ZM87 242L91 243L90 245H88V247L86 245ZM95 244H96V246H95ZM252 245H253V250H252V248H250V247H252ZM88 250H90V251H88ZM243 251H246L249 254L248 253L245 254V252H243ZM251 252H254L253 253L254 256H251L252 255ZM243 253H244V255H243ZM66 257H63V259H65ZM84 263H87L86 260L84 261ZM200 263H196L193 261L192 264H200Z\"/></svg>",
	"mask_w": 264,
	"mask_h": 264
}]
</instances>
